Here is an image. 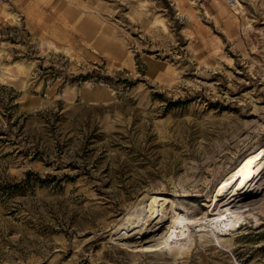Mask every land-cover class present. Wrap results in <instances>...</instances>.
Returning a JSON list of instances; mask_svg holds the SVG:
<instances>
[{
    "label": "rangeland",
    "instance_id": "1",
    "mask_svg": "<svg viewBox=\"0 0 264 264\" xmlns=\"http://www.w3.org/2000/svg\"><path fill=\"white\" fill-rule=\"evenodd\" d=\"M234 1L0 0V264H264V167L200 226L264 151V0ZM155 197L191 234L123 245Z\"/></svg>",
    "mask_w": 264,
    "mask_h": 264
},
{
    "label": "bare ground",
    "instance_id": "2",
    "mask_svg": "<svg viewBox=\"0 0 264 264\" xmlns=\"http://www.w3.org/2000/svg\"><path fill=\"white\" fill-rule=\"evenodd\" d=\"M262 157H264V151H262V149L256 154L246 157L239 164L238 168L231 173L230 177L222 182L218 192H216L217 196L215 199L218 203V212L211 217H207L206 220L201 222L199 219L194 221H199L200 226L208 225L209 227H212L213 233L217 231L225 232L233 230L232 228H234L238 223V219L234 211L235 205L252 195V192L254 193V189L256 188L255 186H257L260 181V178L257 179V177L260 175L262 167H264V164L261 163L262 161L260 162ZM155 200L157 202L159 201V203L156 202V209L153 210L150 207V204ZM169 202H172V200L168 197L156 198L150 200L148 203L146 202L145 208L147 210L142 214L138 212L140 210L139 209L137 211V213H139L137 214V217H130L127 223L129 220L134 219L135 221L132 222L125 231L122 230L123 232H121L120 235L118 234L119 240L123 243V245H127L131 248H135L140 245L151 247H157L159 245L169 246L172 243L177 244L179 241L186 239L187 236L191 234L189 231L190 226L188 225L189 221L186 222L184 217H180L181 215L171 216L166 222L160 218L163 208ZM162 217H164V215H162ZM165 223H167V226L164 227V232L157 236L156 232L160 228H163ZM181 248L176 249L181 250Z\"/></svg>",
    "mask_w": 264,
    "mask_h": 264
},
{
    "label": "built area",
    "instance_id": "3",
    "mask_svg": "<svg viewBox=\"0 0 264 264\" xmlns=\"http://www.w3.org/2000/svg\"><path fill=\"white\" fill-rule=\"evenodd\" d=\"M225 2L230 8H235L236 6V2L234 0H225Z\"/></svg>",
    "mask_w": 264,
    "mask_h": 264
},
{
    "label": "water",
    "instance_id": "4",
    "mask_svg": "<svg viewBox=\"0 0 264 264\" xmlns=\"http://www.w3.org/2000/svg\"><path fill=\"white\" fill-rule=\"evenodd\" d=\"M93 99H94V98H92V97H88V98H87V100H89V101H93ZM32 104H33V105H37L38 102H37V101H36V102L33 101Z\"/></svg>",
    "mask_w": 264,
    "mask_h": 264
}]
</instances>
